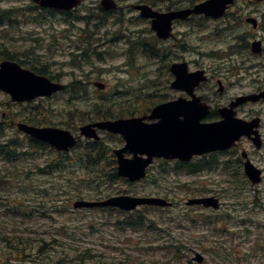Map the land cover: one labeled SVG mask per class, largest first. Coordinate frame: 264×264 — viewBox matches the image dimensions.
<instances>
[{
  "label": "rangeland",
  "instance_id": "obj_1",
  "mask_svg": "<svg viewBox=\"0 0 264 264\" xmlns=\"http://www.w3.org/2000/svg\"><path fill=\"white\" fill-rule=\"evenodd\" d=\"M200 1L203 0H178L177 4L187 8ZM137 2L125 0L122 5ZM35 5L31 0H0V6L11 11V20L0 21V50L16 56L18 61L23 60L25 63L21 64L25 67L31 68L33 64L44 68L54 79L70 83L83 78L92 85L88 92L60 93L23 103H13L0 91V102L7 113L6 118L0 113V122L8 123L3 139H10L12 135L24 139L25 135L15 132L17 128L13 125L27 121L30 116L37 115L52 126L78 133L82 124L100 117L92 108L94 103L107 100L105 98L113 100L104 103L102 111H108L111 106V112L129 116L149 112V108L162 101L165 94H177L170 87V76L166 83V75L160 72L161 57H150L145 46L136 42L134 45L121 40L116 44L103 43L97 48L106 51L100 60L93 55L90 64L80 65L76 62L80 61V52L75 51V44L63 40L67 38L65 34L71 25L62 21V16H54ZM86 10L82 7L81 13L85 14ZM229 13L230 16L222 19H210L204 15L193 20L183 19L174 28L181 38L180 43L172 47L176 41L159 42L157 47L167 48L172 57L183 56L206 67L215 66L216 57L224 56L229 44L222 43L224 33L216 34L217 29L228 19L233 20L238 29H246L252 36L242 47L234 43L229 48L237 58L232 72H229L234 93L240 87L247 90L249 86L245 85L256 80H264V73L263 77L256 71L253 75L247 74V69L241 70L238 65L242 64L240 51H245L248 58L260 54L250 49L252 41L260 37V31H254L245 19L248 16L258 18L263 23L259 27L262 30L264 0H237ZM134 14L126 10L124 22L114 27L111 19L109 24L100 26V33L121 26V31L131 36L130 41L143 40L144 30L151 29V24ZM75 24L77 27L71 30L72 34H79L81 27L86 26L84 22ZM94 26L91 25L90 29ZM54 34L62 40L61 44L54 43ZM151 41L156 44L154 39ZM152 60L155 65L151 64ZM252 64L254 62L250 61L248 66ZM96 80L106 82L108 89L98 93L93 86ZM250 110L262 115L264 102L247 106L240 115L244 117V112ZM101 136L111 148L123 144L116 134L102 131ZM243 141L240 147L250 152L252 162L263 170L260 183L247 178L243 164L238 162L240 160L234 153L227 157L232 161V171H224L221 167L206 168L195 175L175 173L174 161L163 163L159 159L152 166L148 179L129 183L124 178L114 179L112 176L116 167L111 161L113 157L103 161L102 169H85L79 155L84 152L85 138L74 151L59 153L50 148L33 149L26 156L20 151L19 163L0 157V235L7 237L0 239V264H83L76 256L78 251L86 248H92L90 254L96 257L88 259L85 264L99 258L103 264H112L113 261L119 264L125 258H129V264H264V147L257 149L251 140ZM218 158L222 160L224 157ZM60 160H63L61 169L52 171L46 168L50 162ZM167 165L168 172L164 174L161 168ZM119 194L164 197L175 202V206L136 210L134 222L144 223L139 228L116 225L117 222L125 223L131 212L91 210L85 213L72 207L80 197L96 200ZM205 196L217 201L218 207L186 203L189 199ZM65 207L69 209L61 211ZM74 235L79 242L73 241ZM72 244L76 245L74 249ZM200 255L201 262L197 259ZM193 257L199 263L193 261Z\"/></svg>",
  "mask_w": 264,
  "mask_h": 264
},
{
  "label": "water",
  "instance_id": "obj_2",
  "mask_svg": "<svg viewBox=\"0 0 264 264\" xmlns=\"http://www.w3.org/2000/svg\"><path fill=\"white\" fill-rule=\"evenodd\" d=\"M43 7L56 9H72L81 3L82 0H35ZM234 0H206L197 4L193 9H186L170 13H159L148 5H140L142 16L153 18V28L162 38L170 36L171 22L175 18H185L191 13H205L212 17H221ZM106 8L116 7L113 0H103ZM256 23L254 19H249ZM256 25V24H255ZM255 52L260 51V42L253 46ZM173 71L176 80L172 86L192 93L194 87L206 77L203 71L188 73L185 63L175 64ZM96 86L104 88L101 82ZM64 85L53 83L45 76L37 75L33 71L23 68L13 60H2L0 62V89L12 96L13 101H30L39 96H50ZM264 96V94H263ZM260 96L241 97L231 104L235 107L246 100H256ZM196 101L183 99L168 103L158 104L152 109L149 118L159 119L157 122H145V117H133L117 119L115 121H101L93 124H86L81 127V133L87 137L99 139L96 127L113 133H120L126 140L123 149L116 150L118 156L119 175L127 177L134 182L146 176V169L154 157L175 158L189 160L194 154H203L218 149H228L236 140L249 133L250 127L241 119L234 117L232 108H224L222 114L224 120L211 124H201L200 119L205 115L206 110ZM180 115L184 120H180ZM18 127L36 139L43 140L52 146L69 150L77 143L75 135L69 130L59 127H37L27 123H19ZM133 153L132 158H126L124 153ZM146 154L147 157L139 156ZM245 172L253 183L260 181V170L249 160L245 162ZM141 204L170 205L166 199L155 197H132L116 196L102 202H90L80 200L74 203L75 207H93L100 205L118 206L124 209H134ZM188 204H205L206 206L218 207L217 201L213 198H194ZM202 261L201 255L197 258Z\"/></svg>",
  "mask_w": 264,
  "mask_h": 264
},
{
  "label": "flooded vegetation",
  "instance_id": "obj_3",
  "mask_svg": "<svg viewBox=\"0 0 264 264\" xmlns=\"http://www.w3.org/2000/svg\"><path fill=\"white\" fill-rule=\"evenodd\" d=\"M82 1L83 2L81 3L80 7L81 8L82 7L87 8V11L89 12L88 17H90L91 20L98 21V23L94 24L95 26L93 29H90L92 23H88V24H86L85 27H81L79 34H77V33L74 34L76 40H71L70 42L72 44H75V48H76L77 52H80L79 56H81V57L86 56L88 54L87 49L89 46H101V45H103V43H111V42H114L116 44L119 40H121L125 43L127 41H129V44L132 43L133 45H134V42H136L139 46H145V50L148 51L147 53L150 57H157V56L161 57L159 59L160 60V66H159L160 72H161V74L166 75V77H167L166 83L169 82V76H170V87L172 89H174L172 87V83L176 78L175 73L173 72V65L174 64L186 63L187 71L191 72V73L196 72V71H203V70L205 71V74L207 75L208 80L201 82L197 87H195V89L193 90V94H191L187 91L180 90V89H174L177 91V94L175 96H172L169 93L165 94V96L163 97L164 99L160 102H164V103L170 102V101H174L178 98H186L187 100H191L193 95L201 97L202 103H204V105H207L208 110H209L207 115L202 120V122H212V121L220 120L222 118L220 109L225 107V106L230 105L232 103V101L235 100L238 96L258 95V94L264 93V80H262V79L261 80L255 79L257 82H253L252 84L245 85L246 87L249 86V88L247 90L241 89V87H240L239 90H235V92L232 93L233 88L231 87V80H230L231 77H229V72H232V65L237 62V60H236L237 58L234 57L235 52L232 53L229 50V48H230L229 46H227V49H226L227 51L225 50L226 53L223 54L224 56L216 57V59L218 60L217 64H215V66H208V67L200 65L199 62L193 61L192 59L185 58L183 56H181V57L169 56V51L167 48L159 49V47H157V44L159 42L176 41V43H174L172 45V47H174L175 45H178L180 43L179 39H181V38L178 36V31H175L174 28L176 27V24L183 21V19H175L172 21V35H171V37L166 38V39H159L156 36L155 32H152L153 31L152 20L149 18H145V17L141 16L140 11H139V6L142 4H147L156 11L168 12V11L180 10V9L184 8V7L177 4L178 0H176L177 2L173 1V2H169V3H166V2H168L167 0H137L138 1L137 3H130L129 5H122V2L125 0H113L116 2L117 7L112 8V9L106 8L103 5V0H82ZM143 1H146V2H143ZM194 5L195 4H193L191 6H194ZM126 10H130L131 12H135L136 14H134V16L136 18H143V19H145L146 23L151 24V29L144 30V33L142 36L143 40L130 41L128 38H130L131 36L129 35L130 37H128L123 31H121V26L119 28H117L116 30H115V28L107 29L104 32V34L100 33V31H101L100 26H102L106 23L109 24V20H111V19L113 20L112 22H113L114 27H116L119 23L124 22L125 18H123V17H124V13ZM195 17L196 16H192L189 18H191L193 20ZM262 24L263 23H261V24L259 23L258 28H257L260 31L259 32L260 37L257 38L261 42L260 54H256L257 56H254V57L252 56V57L248 58L244 54L245 51L244 52L240 51L239 52L240 53L239 59L242 61V64H238L239 68L241 70L247 69L246 70L247 74L253 75L254 71H256V73L260 77L261 76L263 77V73H264L263 72V69H264V62H263V60H264V27L262 30L259 29V27H261ZM252 28H253V26H252ZM253 30L255 31L256 29L253 28ZM150 32H152L151 35H149ZM241 32H247V33L243 34ZM241 32L238 29V34L240 36L238 35L237 38L241 40L244 37L246 39V41H248L247 37L250 38V36H251L250 32L246 29H243V28H241ZM109 35H111V36H109ZM146 35H149V36H146ZM147 37H149V38H147ZM151 39H154L156 44H153ZM254 39H256V37H254ZM248 47H249V44H248ZM183 48L184 47H182V49ZM250 49L252 50V46L250 47ZM172 54H174V53H172ZM254 58H258V59L253 60ZM250 61H253L254 64L248 66ZM151 64L155 65V60H152ZM155 69H157V67H155ZM252 69H254V70H252ZM106 86H107V88L105 87V89L97 90L98 93H103L104 91H106L108 89V84ZM166 86H165V89H168ZM68 91H70V88H68L66 90V92H68ZM160 102H158V103H160ZM260 102H264V99H262ZM257 103H259V102H257ZM251 104L254 105L255 103L246 102V103L241 104L237 108L238 115L240 116L241 110H245L246 107L251 105ZM152 108H153V106L151 108H149L150 109L149 112H146V113L141 114V115H148L151 112ZM106 112H108V111L94 110V113L98 114V116H100V117L96 120H92V121L87 122V123H95V122L106 120V119H117V118H122V117L135 116L132 114L129 116H124L125 113H122V112H118V113L111 112L112 115L105 116ZM248 113H251V114H248ZM1 115L3 117H6L7 116L6 111L3 110L1 112ZM141 115H136V116H141ZM256 116H260V115H258V112L253 113L252 110L244 112V118H246L248 120H251ZM145 117L147 118V120L150 119L148 116H145ZM260 117L262 119V116H260ZM179 119L184 120V116L180 115ZM262 124L263 123H261L260 131H261V134L263 137V147H264V127H262ZM76 134H78V133H76ZM85 148H86V145L83 148L84 152H80V154L86 153ZM243 148L244 147H240V150ZM76 149H74V150H76ZM74 150H72V151H74Z\"/></svg>",
  "mask_w": 264,
  "mask_h": 264
},
{
  "label": "trees",
  "instance_id": "obj_4",
  "mask_svg": "<svg viewBox=\"0 0 264 264\" xmlns=\"http://www.w3.org/2000/svg\"><path fill=\"white\" fill-rule=\"evenodd\" d=\"M11 11H8V10H4L1 6H0V21H2L3 19H7V20H11V13H10ZM4 49H5V47H4ZM5 52L3 51V50H0V60H2V59H12V60H16L17 58H16V56H13V55H9V54H4ZM4 55H6V56H4ZM32 68L34 69V70H36V71H38V72H42V73H45V71H44V69H40V68H38L36 65H32ZM83 83H81V81L80 80H76V81H74V82H72V85H71V87H79V85H81L82 87H84L85 89H86V85H82ZM96 105H95V109H97V110H99L100 111V109L101 108H103V106H104V104L103 103H95ZM110 110H108V112H106V114H105V116H107V115H112V113H111V111L109 112ZM28 121L29 122H31V123H33V124H40V123H44V122H46V120H41V119H36V118H28ZM2 137H3V126L0 124V155H4V156H7L9 159H12L11 157H15L16 156V151H15V149H13V148H11V146H13L14 147V145H9V144H3V143H5V142H3L2 141ZM35 143L36 144H38L39 146H41L42 145V143H40V142H36L35 141ZM92 151V150H95V152L97 153V154H93V153H91V152H88L87 153V156H88V158L86 159V163L87 164H93V166L95 167L96 165H99V162H98V160H94V159H97L99 156H100V154H102L101 152H106L107 150H106V148L104 147V148H101L100 149V147H98V146H94V147H88V151ZM108 155H109V152H108ZM91 162H93V163H91ZM50 166H52V164H50ZM115 170V169H114ZM91 171H93V170H91ZM96 171V170H95ZM113 177H114V179H118V176H117V174L116 173H114L113 175H112ZM1 186V185H0ZM152 208V207H151ZM155 209V208H154ZM134 219V218H133ZM133 221H131V222H127V224H122V226H133V227H135V228H139V227H141L144 223L142 222V221H139V222H133ZM137 223V224H136ZM119 225V224H118ZM1 238H7L6 236H2L1 237V235H0V239ZM81 239V238H80ZM42 241H44V240H42ZM73 241H76V242H79L80 240H79V238L77 237V236H73ZM43 247H45V245L44 246H42L41 248H40V251H42L43 250ZM76 247V245H74V244H72V248L74 249ZM181 247H183V246H181ZM78 248V247H77ZM80 248V247H79ZM177 248H179V246H177ZM1 249V248H0ZM91 249L92 248H86V250H84V251H78V254H77V258L78 259H80V261L83 263V264H85V262L88 260V259H92V258H94V257H96V255H92V254H90V252H91ZM67 258V257H66ZM63 259H65V258H63ZM127 260H129V258H125L122 262H120L119 264H129V262H127ZM116 262L115 261H113V263L112 264H115ZM91 264H103L102 263V259L101 258H99L98 260H96V261H94V262H92Z\"/></svg>",
  "mask_w": 264,
  "mask_h": 264
}]
</instances>
